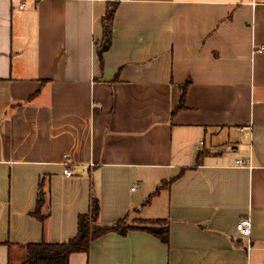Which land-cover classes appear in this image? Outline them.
<instances>
[{"label": "crops", "instance_id": "crops-1", "mask_svg": "<svg viewBox=\"0 0 264 264\" xmlns=\"http://www.w3.org/2000/svg\"><path fill=\"white\" fill-rule=\"evenodd\" d=\"M92 198L169 242L110 232L70 264H264V0H0V264Z\"/></svg>", "mask_w": 264, "mask_h": 264}, {"label": "trees", "instance_id": "trees-1", "mask_svg": "<svg viewBox=\"0 0 264 264\" xmlns=\"http://www.w3.org/2000/svg\"><path fill=\"white\" fill-rule=\"evenodd\" d=\"M115 14L116 4L110 3L103 18L104 48H107L111 43ZM188 84L189 82H186L182 86L180 103L177 109L173 111V114L186 107ZM157 192H159V188L155 193ZM36 214L38 215L39 213L36 212ZM99 216V201L97 198H92L89 211L79 215L78 231L74 237L63 242L42 240L40 242L28 243L25 245V254L21 264H70L71 254L75 252H88L94 240L110 232L126 234L129 230L140 229L154 234L163 242H169L170 228L166 219H139L138 223L131 224L127 222V217H124L113 225H104L100 223ZM39 217L43 218L41 215Z\"/></svg>", "mask_w": 264, "mask_h": 264}, {"label": "built area", "instance_id": "built-area-1", "mask_svg": "<svg viewBox=\"0 0 264 264\" xmlns=\"http://www.w3.org/2000/svg\"><path fill=\"white\" fill-rule=\"evenodd\" d=\"M20 8H23L25 6L24 2L20 3ZM65 158H67V155L64 156ZM238 163L240 165H245L243 160H239ZM65 169H64V173L68 176H71L73 174V172L70 170V166L69 163L66 161L65 163ZM135 187L132 188V190H134ZM251 219L249 216L243 217L241 219H239L236 223V229L240 235V237L242 238H248L251 235Z\"/></svg>", "mask_w": 264, "mask_h": 264}, {"label": "rangeland", "instance_id": "rangeland-1", "mask_svg": "<svg viewBox=\"0 0 264 264\" xmlns=\"http://www.w3.org/2000/svg\"><path fill=\"white\" fill-rule=\"evenodd\" d=\"M138 217H133V216H129L128 218H127V222L128 223H130V222H135V223H138L137 221H138Z\"/></svg>", "mask_w": 264, "mask_h": 264}, {"label": "water", "instance_id": "water-1", "mask_svg": "<svg viewBox=\"0 0 264 264\" xmlns=\"http://www.w3.org/2000/svg\"><path fill=\"white\" fill-rule=\"evenodd\" d=\"M41 197L43 198V195H42V193H41Z\"/></svg>", "mask_w": 264, "mask_h": 264}]
</instances>
